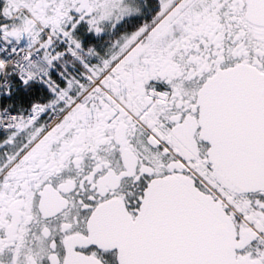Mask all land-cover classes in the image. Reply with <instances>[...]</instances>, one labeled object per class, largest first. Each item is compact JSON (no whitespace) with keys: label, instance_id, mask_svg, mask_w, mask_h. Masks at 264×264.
Masks as SVG:
<instances>
[{"label":"snow or ice","instance_id":"1","mask_svg":"<svg viewBox=\"0 0 264 264\" xmlns=\"http://www.w3.org/2000/svg\"><path fill=\"white\" fill-rule=\"evenodd\" d=\"M0 264H264V0H0Z\"/></svg>","mask_w":264,"mask_h":264}]
</instances>
